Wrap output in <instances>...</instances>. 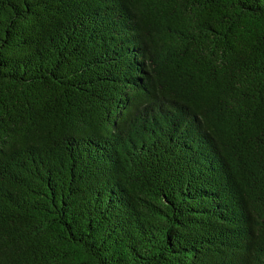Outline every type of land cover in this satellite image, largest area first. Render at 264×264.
Wrapping results in <instances>:
<instances>
[{
  "label": "trees",
  "instance_id": "obj_1",
  "mask_svg": "<svg viewBox=\"0 0 264 264\" xmlns=\"http://www.w3.org/2000/svg\"><path fill=\"white\" fill-rule=\"evenodd\" d=\"M0 264H264V0H0Z\"/></svg>",
  "mask_w": 264,
  "mask_h": 264
}]
</instances>
